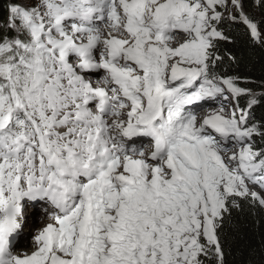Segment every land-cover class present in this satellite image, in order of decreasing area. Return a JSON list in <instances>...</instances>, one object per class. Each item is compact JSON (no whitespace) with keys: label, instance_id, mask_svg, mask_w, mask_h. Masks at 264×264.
Wrapping results in <instances>:
<instances>
[{"label":"snow or ice","instance_id":"1","mask_svg":"<svg viewBox=\"0 0 264 264\" xmlns=\"http://www.w3.org/2000/svg\"><path fill=\"white\" fill-rule=\"evenodd\" d=\"M229 3L264 46L241 0H10L0 15V264H225L220 232L236 198L264 207L250 192L264 190V126H249L258 101L214 74V42L226 39L218 9ZM178 33L189 39L173 48ZM230 96V114L198 121L206 102ZM137 138H150V154L126 144ZM24 201L55 214L20 257L11 240Z\"/></svg>","mask_w":264,"mask_h":264},{"label":"trees","instance_id":"2","mask_svg":"<svg viewBox=\"0 0 264 264\" xmlns=\"http://www.w3.org/2000/svg\"><path fill=\"white\" fill-rule=\"evenodd\" d=\"M10 0H0V15L7 16ZM243 10L257 23L264 35V12L256 0H242ZM222 12V11H221ZM256 17H253V15ZM217 30L226 39L215 41L217 77L233 78L237 86L249 90L258 103L251 109L250 124L264 126V46L254 43L249 29L238 21L223 19ZM264 37V36H263ZM252 96L239 98V109H247ZM257 150L262 142L256 138ZM239 208H232L220 232L225 264H264V208L248 199L236 198Z\"/></svg>","mask_w":264,"mask_h":264},{"label":"bare ground","instance_id":"3","mask_svg":"<svg viewBox=\"0 0 264 264\" xmlns=\"http://www.w3.org/2000/svg\"><path fill=\"white\" fill-rule=\"evenodd\" d=\"M218 11H222V10H218ZM98 27L101 28V29H103L104 28V22H98ZM188 39H189V37L187 35H185L183 33H178V34H176L175 39L172 42V47L173 48L179 47L183 43L188 42ZM88 75L90 77H95L96 76L97 77V80L94 82V83H96L100 79H102L104 73H103V71H101L99 73H89ZM228 102H229V100L228 101H224L222 98H218L216 101H208V102H206L205 105L203 106L204 107V110L203 111H198V113H197L198 114V121H201L202 122V116H203V118H205L209 113L218 112L220 110V109H218V106L228 105ZM194 107L196 109H200L201 108L200 105H197V106H194ZM215 108H217L218 110L215 109ZM224 111H225V109H224ZM225 114H227L226 111H225ZM135 145L138 146V148H140L142 146V149L145 152H147V151L150 152L151 149H152V141L150 140V138H139L135 142ZM230 154H235V150H234V153H230ZM250 189H252V185H250ZM256 193H260V192L259 191H256ZM263 197H264V194H263ZM24 202L26 204V201H24ZM25 206L26 205H23L22 204V209ZM42 214L44 215L45 213H42ZM25 215H26L25 217H22L21 222L23 223V229L25 228V232L27 234L30 233V230L36 232V229H37L38 230L37 231L38 232L37 235H38L39 232L44 227L47 226V224H49L50 222L52 223L51 218H49V215H47V214H45V216H47V218H46V220H43V222L42 221L34 222L35 219H33L32 216H29L28 213H25ZM37 225H39V226H37ZM26 230H29V231H26ZM37 235H35V238H36ZM33 242H34V246L36 247L35 241H33ZM17 245L18 244L15 241L11 240V250H12L13 254H14V251H15ZM17 249L18 250L15 252V254H16V256H20V257H22L23 255H31L34 251H36L35 250L36 248L34 250H33V248L30 249V250L22 249V248L21 249L20 248H17Z\"/></svg>","mask_w":264,"mask_h":264},{"label":"rangeland","instance_id":"4","mask_svg":"<svg viewBox=\"0 0 264 264\" xmlns=\"http://www.w3.org/2000/svg\"><path fill=\"white\" fill-rule=\"evenodd\" d=\"M241 3H242V0H241ZM218 10H222V12H223V17H222V19L221 20H223V19H226V20H232V19H229V17L230 16H234L235 17V20H232V21H238V22H240V15H239V12L237 11V10H235V9H233L232 7H231V3H229V8L227 9V10H225V9H218ZM244 11V10H243ZM244 14L246 15V16H248V14H246L245 12H244ZM253 15V14H252ZM248 17H251V16H248ZM253 17H256V16H254L253 15ZM240 24L241 25H243V26H245L242 22H240ZM219 25V24H218ZM218 25H217V28H218ZM246 27V26H245ZM247 28V27H246ZM261 35H262V37L264 36L263 35V33L261 32ZM176 36V35H175ZM234 101V102H233ZM237 105V103L235 102V99H233L231 96H230V98H229V102H228V105H225V106H218V109H221L222 107L225 109V111H226V115H228V114H230L231 113V111L235 108V106ZM215 109H217V108H215ZM217 109V110H218ZM201 114V113H200ZM202 119H203V116H202ZM232 153H234V151L232 152ZM255 190V191H254ZM256 191H259L260 193H258L260 196H262L263 197V194H264V190H261L260 188H258V187H256V186H252V189H250V192H253V193H256ZM264 208V207H263ZM25 213H28V215L29 216H32L33 217V219H35V221L34 222H39V221H42L43 222V220H46V218H47V216H45V214L43 215L41 212H30V211H28V212H25ZM24 216H26V215H24ZM51 223V222H50ZM37 226H39V225H37ZM26 231H29V230H26ZM38 230L36 229V232L35 231H32V230H30V234H27L26 232H25V228L20 232V234H19V239H18V245H20V247H18V245H17V247H16V249H15V251H14V255H16L15 254V252L18 250L17 248H22V249H27V250H30V249H32L33 248V250L35 249V248H37V246L35 247L34 246V242L33 241H35V235H37V232ZM33 240V241H32ZM35 247V248H34ZM36 250V249H35ZM22 256V255H21ZM24 256V255H23Z\"/></svg>","mask_w":264,"mask_h":264}]
</instances>
